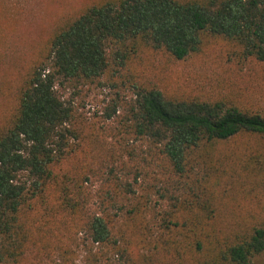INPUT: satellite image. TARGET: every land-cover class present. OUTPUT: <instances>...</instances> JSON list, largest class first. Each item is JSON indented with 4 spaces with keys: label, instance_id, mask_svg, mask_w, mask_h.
<instances>
[{
    "label": "trees",
    "instance_id": "16d2710c",
    "mask_svg": "<svg viewBox=\"0 0 264 264\" xmlns=\"http://www.w3.org/2000/svg\"><path fill=\"white\" fill-rule=\"evenodd\" d=\"M23 7L0 0V264H251L263 255L264 201L257 209L240 198L264 183V111L173 95L137 79L133 63L147 51L185 60L215 37L264 63V0H90L35 41L24 39ZM103 80L135 99L93 213L85 184L97 171L70 163L83 161L86 133L61 90Z\"/></svg>",
    "mask_w": 264,
    "mask_h": 264
},
{
    "label": "rangeland",
    "instance_id": "374dc122",
    "mask_svg": "<svg viewBox=\"0 0 264 264\" xmlns=\"http://www.w3.org/2000/svg\"><path fill=\"white\" fill-rule=\"evenodd\" d=\"M7 1L12 6L21 4L26 7L19 16V24L27 35L24 39L35 41L47 32L59 16L79 12L90 0ZM133 71L137 79L148 85L156 84L173 95L223 98L225 101L264 111V63L243 59L237 52V47L222 37L211 39L201 52L181 61L172 60L163 53H141L133 63ZM114 82L117 86H113L109 80H103L99 84L61 90L64 97L72 101L78 125L86 133L82 164L73 159L70 163L79 168L91 163L97 171L96 176H90L85 184L88 210L93 213L99 211V194L101 189L106 188L103 186L104 178L110 175L109 165L114 161L110 152L114 151L119 155L124 143L122 138L125 134L120 124L126 114L123 107L127 108L135 99L132 90L125 88L117 80ZM114 103L119 104L118 112L109 119L107 115L112 112ZM98 135L103 146L93 142V138ZM92 150L95 159L90 157ZM146 182L147 178L143 182L144 186ZM141 187L138 194L143 191ZM250 189L252 195L248 192L241 194L240 201H254L255 207L259 209L264 201V183L263 186L251 185ZM79 252L80 247L77 249L78 254ZM251 264H264V254L257 256Z\"/></svg>",
    "mask_w": 264,
    "mask_h": 264
}]
</instances>
